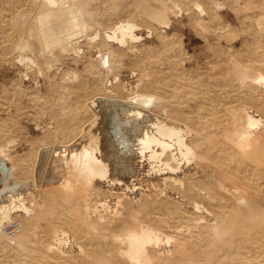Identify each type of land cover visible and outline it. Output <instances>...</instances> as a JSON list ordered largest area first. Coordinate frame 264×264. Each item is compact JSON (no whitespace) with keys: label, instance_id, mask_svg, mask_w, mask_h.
Here are the masks:
<instances>
[{"label":"bare ground","instance_id":"bare-ground-1","mask_svg":"<svg viewBox=\"0 0 264 264\" xmlns=\"http://www.w3.org/2000/svg\"><path fill=\"white\" fill-rule=\"evenodd\" d=\"M94 1L16 0L14 20L18 23L14 24L19 27L10 30V38L4 37L8 43L11 39L12 45L7 44L11 46L7 51L0 48V53L9 63H29L34 70L28 68V72L40 75L51 71L60 55L76 52L79 37L90 45L98 38L97 33L91 38L85 35L88 26L96 25L91 9ZM184 1L200 14L204 12L196 0ZM232 1L235 5L240 2L239 9L251 26V38H264V13L255 1ZM131 2L132 14L163 38L158 29L169 27L172 8H176L173 0ZM219 3L209 0V10L203 15L212 18ZM115 21L102 32L98 46L104 42L125 46L141 39L135 34L139 26L134 21ZM225 54L219 56L218 75L223 80L219 89L190 78L181 64L173 61L172 77L167 78L163 61L145 58L143 78L138 77L126 91L117 77L110 91L91 92L78 84L74 103L59 109L62 119L55 126L52 141L40 142L12 158L5 154L8 144L0 146V158L9 167L7 178L11 173L21 186L30 182L36 192L21 186L7 189V178L2 184L0 262L4 257L19 259L21 249L30 253L29 257L24 255L34 259L31 264H72L61 250L70 232L74 240L85 245L76 244L80 264H264V71L258 69L260 64L246 65ZM211 93L219 99L213 101ZM250 108L255 109L256 117ZM0 124L5 125V121ZM107 131L115 143L106 137ZM113 145L124 160L147 161L152 172L163 175V184L179 186L186 202L211 215L213 224L206 223L204 215L192 217L179 208L168 210L162 206L168 197L162 190L156 194L159 198L139 197L136 207L117 194L115 205L120 209L114 208L109 215L99 213L98 208L106 209L108 204L101 199L90 202L96 181L129 190L109 161ZM190 161L194 162L193 172H181L182 163ZM16 212L29 217L25 224L24 220L11 219ZM48 213H55V217L49 216L51 224L47 225ZM12 222L18 232L9 235L5 227ZM36 227L42 233L37 239ZM165 231L173 236L164 235ZM162 237L167 243L173 239L171 251H159L161 246L157 249ZM20 262L14 264H27Z\"/></svg>","mask_w":264,"mask_h":264},{"label":"rangeland","instance_id":"rangeland-1","mask_svg":"<svg viewBox=\"0 0 264 264\" xmlns=\"http://www.w3.org/2000/svg\"><path fill=\"white\" fill-rule=\"evenodd\" d=\"M131 1L132 0H95L93 2L95 5L92 3L91 9L94 13L93 24L96 25L93 26V28L92 25L88 26V32L86 31L85 35L91 38V36L93 37L97 33L98 38L96 37L97 39L90 45L89 41L85 40L83 37H79L77 39L78 41H75L77 53H74V51L71 53L70 51V53L60 55L56 64H53L54 67L52 66L50 68L51 71H42L40 75L39 73H35V71L28 72V70L33 69L29 63H17L12 60V63H9V60L7 61V59H5L6 56L0 53V121H5V125L1 126L0 124V146L8 144L7 150L5 151L7 158H12L15 155L26 152L30 148H35L40 142L52 141L55 126L62 119L63 113H59V109L62 110L64 106L74 103V99L79 92L77 87L78 84H83V87L91 92L99 90L110 91L114 87V78L117 77L121 83V89L126 91L129 86H133L137 83L139 80L138 77L143 78L142 72L145 71L143 60L145 58H155L163 61L162 67L165 68L167 65V72L165 73L167 78L172 77L171 70L173 69V65L170 61L175 62V64H181L186 75L190 78L201 79L208 84V87L210 86L214 89H219L221 87L219 85L223 83V80H221L218 75L221 64L219 56L225 53V55H234L239 59L240 63L246 65H251L253 62L255 66H259L257 64H260V68L258 69L264 71V55H262L264 54V38H251V26L244 17L245 14L239 9L241 6L240 2H237L236 6L232 0H214L220 2L219 9L215 10L216 12H213L212 18L208 19L206 17L207 15L204 16L203 13L209 10V0H196L199 8L204 11L202 14H200L201 12L198 8L196 9L195 6L184 0H173V4H175L176 8H172L173 14L169 17L168 26L170 28L168 26L167 29L159 28V35L163 37L159 38L154 35V32L149 28L150 26L148 24L136 17L134 13L132 14L134 3ZM254 1V5L257 9L264 13V0ZM129 4L130 6H127ZM15 5L16 0H0V37L3 36V38H0V48L6 49V51L11 47L7 44L12 45V41L9 39L10 42L8 43V40L5 41V38H10L11 34L19 27L18 24L17 27L16 24H14L18 23L17 20H14ZM5 6H7L6 9ZM115 20L134 21L139 26L135 34L141 39L136 42L125 44V46L113 42H104L102 45L98 46L103 38L101 37L103 36L102 32L114 23ZM90 27L92 30H90ZM10 30L13 31L11 34H9V32H11ZM230 34L232 37H235L230 38ZM148 35H150V37ZM229 48L231 49L229 50ZM27 55L29 56L30 54ZM25 71H27L26 76L23 75ZM24 77H27L28 80H24ZM125 91H123V93H125ZM148 92L153 93L150 91ZM209 96L213 101H217L220 97L212 93ZM249 112L254 116L257 115L254 108H250ZM107 133L108 131L105 132V135ZM111 160H113V162ZM135 160L133 163L124 160L119 154L117 146L113 145V148H111L109 152V161L114 166L115 173H117L115 175L123 184L129 187V190L133 186L134 189H131L130 192L129 190H125L124 186H111L104 181H96V190L91 193L90 202L93 203L95 200L98 201L101 199L107 200L108 204V208L106 209L98 208L99 213L109 215L110 211L116 208L117 194L124 202L130 203L131 205L133 203V206L136 207L139 197L147 199L159 198L157 195L162 190V193H166L167 196L170 197H167L166 201H164L165 204L163 203L162 206L165 205L164 207H167L168 210H171L170 208H179L182 213L192 217L204 215L205 222L210 225L213 224L214 221L211 215L204 214L201 210H194L192 206L186 202L182 197V190L179 186L167 183L163 184V175H157L154 171L152 172L150 164L147 161L138 162L139 160L137 158ZM189 170L193 172L194 162L190 161L188 164L182 163L181 172ZM17 181L18 180L10 173L4 185L7 189L19 188L21 185ZM20 188L36 193L32 189L30 182L25 186L22 185ZM40 195L41 193H39V196ZM116 209L120 208L117 207ZM48 214L45 216L48 217V219H44L47 221V225L51 224V221H48L51 219L50 217H55V213ZM52 214L53 216H51ZM205 215L210 217L206 220ZM28 218L22 212H16L12 214L11 219L20 220L22 223L24 220L23 224H25ZM42 219H40V222L44 223L45 226L46 223ZM59 220L57 219L56 221L61 222V220ZM53 223H55L54 220L52 221V224ZM12 224H14V222L8 226ZM36 228H34V232L36 233L37 239V236L39 235L38 237H41L40 234L42 235V233L38 228V230H36ZM16 230V232H18V229ZM67 234L66 243L62 245L61 250L66 255L65 259L68 257L67 260L70 261L71 258L70 262L72 264L74 262L80 264L82 257L78 255L79 251L76 244L80 242L83 244L84 242L78 239L74 240L75 236L72 233L70 234V232ZM164 235L173 236L170 231H165ZM164 238L165 237H162L158 242L157 249L161 246L160 248L162 249L159 248V251H171V247H173V237H170L172 240H169L168 243ZM74 241L79 242L75 243ZM27 248L30 249L31 247ZM0 253L2 252L0 251ZM17 253V255H19L17 258L19 259L15 258V260H13L11 257H4L5 259L2 258L3 262L1 261L0 263L14 264L18 261H21L20 263H27L23 259L28 260V262L30 260V264L34 262V259H28L29 252L20 249ZM24 253H28V257L24 255ZM76 259L77 261H72Z\"/></svg>","mask_w":264,"mask_h":264},{"label":"water","instance_id":"water-1","mask_svg":"<svg viewBox=\"0 0 264 264\" xmlns=\"http://www.w3.org/2000/svg\"><path fill=\"white\" fill-rule=\"evenodd\" d=\"M106 137L110 140V142L115 143L112 139L111 131L106 134ZM8 171L9 167L7 166L6 162L0 158V188L8 176Z\"/></svg>","mask_w":264,"mask_h":264},{"label":"built area","instance_id":"built-area-1","mask_svg":"<svg viewBox=\"0 0 264 264\" xmlns=\"http://www.w3.org/2000/svg\"><path fill=\"white\" fill-rule=\"evenodd\" d=\"M16 223L12 224L11 226H7L5 228V231L8 232L9 235L13 234L14 232H16Z\"/></svg>","mask_w":264,"mask_h":264}]
</instances>
